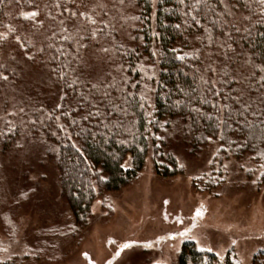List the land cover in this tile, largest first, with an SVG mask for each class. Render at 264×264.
<instances>
[{
	"label": "trees",
	"instance_id": "16d2710c",
	"mask_svg": "<svg viewBox=\"0 0 264 264\" xmlns=\"http://www.w3.org/2000/svg\"><path fill=\"white\" fill-rule=\"evenodd\" d=\"M127 2L0 0V152L17 156L30 134L54 144L82 224L97 193L139 177L163 120L191 154L264 151V0H133L134 16ZM24 77L38 82L21 102ZM178 167L156 164L168 177ZM177 264L239 263L187 242Z\"/></svg>",
	"mask_w": 264,
	"mask_h": 264
},
{
	"label": "rangeland",
	"instance_id": "374dc122",
	"mask_svg": "<svg viewBox=\"0 0 264 264\" xmlns=\"http://www.w3.org/2000/svg\"><path fill=\"white\" fill-rule=\"evenodd\" d=\"M37 82L14 83L16 100L28 99ZM3 120L0 113V129ZM181 133L160 122L139 177L97 193L83 224L62 197L54 144L30 134L17 156L0 152V264H177L187 242L253 264L264 252V151L237 159L211 142L191 154ZM168 155L179 166L171 177L156 169Z\"/></svg>",
	"mask_w": 264,
	"mask_h": 264
},
{
	"label": "snow or ice",
	"instance_id": "6c2138e0",
	"mask_svg": "<svg viewBox=\"0 0 264 264\" xmlns=\"http://www.w3.org/2000/svg\"><path fill=\"white\" fill-rule=\"evenodd\" d=\"M30 15H32V16H35L36 15V13H31ZM262 86H264V85H262ZM127 247V246H126Z\"/></svg>",
	"mask_w": 264,
	"mask_h": 264
}]
</instances>
